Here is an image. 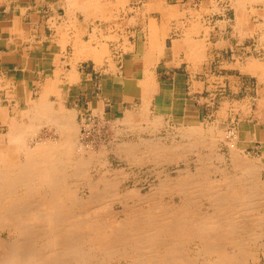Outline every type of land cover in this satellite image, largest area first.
I'll use <instances>...</instances> for the list:
<instances>
[{"label": "bare ground", "instance_id": "1", "mask_svg": "<svg viewBox=\"0 0 264 264\" xmlns=\"http://www.w3.org/2000/svg\"><path fill=\"white\" fill-rule=\"evenodd\" d=\"M148 6L162 11L164 0H148ZM19 110L16 119L0 108V142L17 143L14 159L0 156V232L7 234L0 239V264H254L264 254L263 189L253 184L255 170L247 165L235 174L212 169L215 132L192 128L179 140L174 133L164 142L143 139L139 134L158 123L143 126V115L128 114L113 138L138 134V140L115 141L111 153L121 163L195 160L193 172L185 166L174 174L161 171L143 193L120 190L125 170L107 166V146L82 150L74 111L45 99ZM39 125L58 138L28 145Z\"/></svg>", "mask_w": 264, "mask_h": 264}, {"label": "crops", "instance_id": "2", "mask_svg": "<svg viewBox=\"0 0 264 264\" xmlns=\"http://www.w3.org/2000/svg\"><path fill=\"white\" fill-rule=\"evenodd\" d=\"M205 1L164 0L165 11L144 14L159 13L156 21L127 29L120 48L108 41L115 47L108 53L101 39L106 31L94 25L110 19L102 0H0V96L17 109L38 99L60 105L65 86L101 116L119 120L148 109L190 129L208 117L219 124L224 109L236 120L230 123L236 156L255 170L253 184L264 194V0H229L224 10L220 0L215 7ZM207 8L213 9L208 14H228V23L207 29ZM215 57L221 58L218 76L229 81L227 108L210 102L219 87ZM31 92L38 95L34 100Z\"/></svg>", "mask_w": 264, "mask_h": 264}, {"label": "rangeland", "instance_id": "3", "mask_svg": "<svg viewBox=\"0 0 264 264\" xmlns=\"http://www.w3.org/2000/svg\"><path fill=\"white\" fill-rule=\"evenodd\" d=\"M172 1H175V0H169V2H172ZM185 1L191 2V0H185ZM102 2L103 3L107 2V4L111 5L109 8L111 10L110 19L106 18L105 20L104 18L102 19L99 18L97 20L98 22H96V20L94 21L95 23L94 25L98 26L97 25L98 23L100 24V28L106 31L107 35L101 39H103V42L106 46V49L108 50V53L109 51H112L113 48H115L113 45L107 47L106 44L108 43V41L111 42V44L118 41L117 47L120 48L121 45L122 46L124 45L123 42L126 39L125 36L128 34V32H125L127 29L131 28L132 26H135V24L139 23L140 21L141 23H144V24L151 22V21H156V18L154 17L155 15L158 16V18L160 17V15H158L159 13L147 15V16L144 15V14H147V12H150V11L153 12L156 10V9L152 10L149 8L148 0H120L119 1L120 3L117 5L115 4L116 0H102ZM205 2L207 3L208 6L213 5L215 7L216 5L215 0H206ZM112 4L113 5L115 4L113 8H112ZM218 6H220L223 10L228 9L229 0H220ZM169 8H172V7H169ZM163 9L161 8L162 11H164ZM157 10H160V9H157ZM212 10H213L212 8L207 9V15H206L207 29L214 28L215 26L218 25V23L219 24L221 23L222 26L223 24L228 23V20H229L228 14L227 15L226 14H216V15L208 14V11H212ZM139 17H142V20H140ZM181 17L182 15L179 16L178 18L180 22L178 20L176 22V26L178 28H181L182 26ZM82 18L83 16L81 14V16H79V19H82ZM120 28H121V32L119 33L121 34L120 36L122 37H119V34L116 31L117 29L120 30ZM122 51L123 49H121V52ZM215 58H216L217 63L215 65L216 68L213 69L212 73L213 75L218 77V79H215L214 85L219 86V87L217 88V91L215 92V94L211 96L210 102L212 103L211 105H214V104L216 105L217 102L219 101L221 103L220 106H222L223 108H227L228 104H225V103L228 102L229 98H228V94L224 93L223 90L226 87H228L229 81L228 79L218 76L219 75L218 70L221 71V69H219L220 62L218 63V60L221 61L220 60L221 58H218V57H215ZM222 60L229 61L227 56L222 57ZM225 66L226 65L222 64L221 68ZM63 89H64L63 90L64 93L62 94V96H60V99L62 100L61 106L65 110L67 109L69 111L72 110L75 112L76 123H77V126L79 125L78 126V132H79L78 133V138H79L78 144L79 145L81 144V148H83L82 145L83 146L85 145L82 150L86 149L85 150L86 152L99 151L100 147L105 145L107 146L106 149L108 150L107 151L108 154L105 157L106 159L104 158L106 160L107 166L109 165V167L113 169H120L121 167H124L125 171L120 177V183H119L120 190H126L127 188L136 187V188H140L141 191L145 193L150 189V187L157 184V179L161 175L160 173L161 171H165V172L167 171L169 173L174 174L178 169L182 167L184 168V166L191 172L194 171L195 160H194V157H190V156H187L184 161L180 160L176 164H171V165L163 161L156 165H153L152 163H149L147 161L145 163H142V164L139 163L133 166H126L124 163H121L119 159L114 158L113 157L114 154L111 153L112 146L116 145L115 141L118 139V137L115 139L113 138L114 137L113 132H115L118 129V127L120 128V126L122 125L120 122L122 120H128L129 116L126 115L124 119H119V120L118 119L115 120L114 118L107 117L106 115L105 117L101 116L98 113H96L94 110H92L91 108H88V101L85 99L86 97L84 95L81 97V99H79V101H77L74 99L76 98L77 95L74 96V95L67 94L66 93L67 87L65 86L63 87ZM37 96L38 95L34 94L33 92L29 94V97L31 98L30 100H34ZM0 98L2 99L0 100L1 106H3L4 109L7 108L6 110L7 116L10 118L16 117V119H20L21 116L20 114H18L20 110L17 109V105H14L13 103L12 104L8 103L4 95L0 96ZM54 106L55 108H57L58 105L54 104ZM221 113L222 115H220ZM142 115L145 118L141 121L143 126L147 124V122L148 123H153V122L158 123L157 128L152 129L154 130L153 132L147 131L142 134H139V136L142 137L143 139L156 138L164 142V139L166 137H169L173 135L174 133L176 134L175 137H177V140H179L181 139V136H177V135L182 134L181 131H185V130L187 131L188 129H190V127H184V126L174 125V124L172 125L165 117L154 114L153 112L149 110L144 111ZM218 115L220 116L219 118H221L220 121L218 120L219 124L215 123L214 125V121L212 120V117H208L206 123L202 124L201 125L202 127H199V129L203 130L206 133L213 131L215 132V135L216 136L218 135L219 137L218 138L219 141L216 144L215 150L212 151L214 153V156L216 157L211 158L209 160L210 166L212 167V169L214 167H217L227 172L229 171L233 172V174L239 173L242 169L244 170V168H246V163L242 160H239L238 156H236V144H235L236 133L234 132L235 128L232 125L233 122H235L236 120L235 119L230 120V118L228 119L227 113L224 112V109H222L221 112L217 114V117ZM211 116H213L214 118V115H211ZM225 121L227 125H224ZM230 123L232 124L230 125ZM39 126L40 127L35 131L34 135L32 136L31 141L27 142L28 145L31 143L33 146L37 141H40V140L44 141V140L50 139L51 141H54L55 139L58 138L56 132L53 129L47 126H44V125L42 126L39 125ZM220 131L222 132L221 135H220ZM0 135L2 136L5 135V127H3L1 119H0ZM137 135L138 134L132 136V134H127L126 136H123L122 138H120L121 140L118 139L117 142H121V141H126V142L135 141L136 142L138 140ZM16 144L15 142H11V143L0 142V156L4 157V155H7L10 159H14L17 154L15 150ZM162 144H165V143H162ZM209 151L210 150H202L203 153H208ZM212 152H210L211 155L213 154ZM211 177L217 178L219 176L217 173H215V174H211ZM260 213L262 214V218L264 219L263 217L264 207L261 208ZM5 237H7V234L5 232H0V239H5ZM193 247H194V244H193ZM254 264H264V254L256 255Z\"/></svg>", "mask_w": 264, "mask_h": 264}]
</instances>
